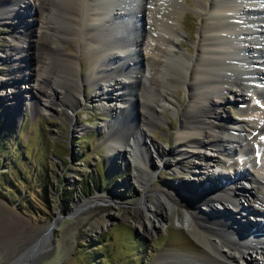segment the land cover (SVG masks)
<instances>
[{"label": "bare ground", "instance_id": "bare-ground-1", "mask_svg": "<svg viewBox=\"0 0 264 264\" xmlns=\"http://www.w3.org/2000/svg\"><path fill=\"white\" fill-rule=\"evenodd\" d=\"M160 1L37 0L31 15L40 23L38 37L43 41L29 43L28 57L35 58L29 63L28 81L34 84L25 86L24 97L35 111L59 106L75 112L84 86L94 88V96L108 100L115 112L105 124L112 132L108 148L118 156L132 157L136 147L147 153V168L136 165L142 187L150 185L160 163L178 173L190 157L200 159L204 149L212 151L205 158L216 166L221 165L218 151L227 152L234 171L220 169L210 182L203 178L205 172L189 181L180 177L138 206V216L149 219L152 229L177 210L180 223L185 220L202 245L201 255L194 259L165 252L152 264H264V0H197L200 28L194 47L186 50L180 42L185 30L177 21L185 9L182 0L167 7ZM10 2L24 11V0ZM4 3L0 0V6ZM22 27L35 31L27 20ZM73 43L86 45L85 52L80 55L65 47ZM12 49L19 53L17 46ZM82 55L91 63L85 75ZM19 61L14 59L18 80L25 79ZM110 83L114 87L106 93ZM176 90L184 98L177 99ZM18 92L14 85L9 95L15 111L21 106ZM42 96L48 97L47 107L40 104ZM225 103L234 104L242 118L222 116L219 109ZM168 108L180 116L171 149L148 141L146 132L154 131ZM67 116L72 122L73 115ZM249 162L253 173L240 168ZM243 179L249 184L244 186ZM255 187L263 193L253 192ZM241 198L256 201L257 207L250 208L254 217L245 214ZM238 232L247 239H238Z\"/></svg>", "mask_w": 264, "mask_h": 264}, {"label": "rangeland", "instance_id": "rangeland-1", "mask_svg": "<svg viewBox=\"0 0 264 264\" xmlns=\"http://www.w3.org/2000/svg\"><path fill=\"white\" fill-rule=\"evenodd\" d=\"M24 1L25 12L10 0L0 6V264H152L165 252L199 257L202 245L187 229L186 221L180 223L177 210L162 226L152 229V222L145 216L139 217L137 208L180 177L189 181L205 172L203 178L210 182L217 179L220 169L224 173L234 171L236 166L229 164V154L218 151L222 162L216 166L205 158L209 150L204 149L200 159L190 157L176 173L170 166L161 164L153 153L160 164L150 185L142 187L136 165L147 168V153L136 147L127 159L108 148L107 138L112 132L111 125L105 124L115 112L108 100L94 96V88L84 86L78 94L75 112L70 108L64 112L59 106L35 111L32 101L23 93L26 85L28 89L34 84L28 80L29 63L34 64L35 56L28 57L27 53L29 43L36 45L43 40L38 37L40 23L31 15L37 0ZM174 1L161 0L160 4L176 6ZM181 2L185 9L177 21L185 30L180 42L186 50L194 47L200 28L199 5L197 0ZM155 7H159L157 2ZM4 12L5 18L1 15ZM24 20L35 31L22 27ZM24 36H28L26 41ZM14 46L19 53L12 49ZM65 47L80 55L86 49V45L79 43ZM12 56L20 60L19 68L25 79L14 78L18 66ZM81 60L85 75L91 63L84 55ZM111 84L104 88L106 93L108 87H114ZM14 85L20 91L18 111L9 100ZM174 93L177 99L184 98L181 90ZM47 98H40L42 107H47ZM135 105L133 102L134 110ZM66 112L73 115L72 122ZM219 112L235 120L242 118L231 103H225ZM179 125L180 116L168 108L154 131L146 130L148 141L153 139L171 149ZM120 146L125 148L126 144ZM240 168L251 173L255 169L252 162ZM242 182L244 186L249 184L245 179ZM198 188L195 187L196 193L201 192ZM253 192L260 195L263 190L255 187ZM241 204L247 209L246 215L255 216L250 212V208L258 205L254 199L241 198ZM151 219L158 222L155 216ZM52 223L53 227H49ZM244 235L238 232L237 238L245 241Z\"/></svg>", "mask_w": 264, "mask_h": 264}]
</instances>
